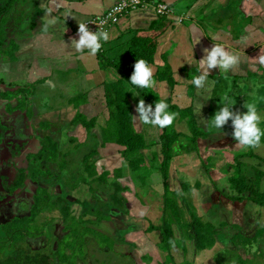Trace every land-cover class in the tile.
Segmentation results:
<instances>
[{
	"label": "crops",
	"instance_id": "1",
	"mask_svg": "<svg viewBox=\"0 0 264 264\" xmlns=\"http://www.w3.org/2000/svg\"><path fill=\"white\" fill-rule=\"evenodd\" d=\"M116 1L16 0L4 23L6 47L0 52V72L5 75L2 84L0 80V94L7 93L10 98L0 96V106L6 112L11 110L8 112L13 113L14 123L21 114L12 110L16 104L26 103V110H20L24 115L30 112L26 118L29 125L37 129L46 125L45 133L34 136L36 142L30 138V142L43 141L49 135L51 140L56 139L53 142L58 145V154L54 161L58 163L76 139L61 142L53 136L59 137L67 130L70 138L82 133L92 140V145L84 146V150L91 148L80 156L76 166L94 149L93 174L97 178L91 173L95 179L87 178L82 184L90 188L80 197L84 198L83 204L72 206L83 213L94 207L95 200V205L102 207L98 212L104 219L97 227L102 225L103 230L98 231L111 237V246L119 248L117 253L122 258L129 259V255L130 261L137 262L136 254L142 249L152 255L148 264H212L219 250L215 251L214 244L206 250L195 248L191 219L216 231L213 237L217 245L231 242L235 248L231 238L241 237L239 231H244L249 219L264 212L247 198L234 200L237 196L228 182L236 160L246 174L252 175V169L262 173L259 188L264 189V138L260 148L245 149L233 138L231 121L222 130L206 123L223 106L225 95L235 101L233 111L245 113L243 105L255 102L264 117V64L259 59L264 56V0H145L166 5L170 14L157 16L149 7L129 11L106 29L109 40L101 41L95 56L88 49L77 52L71 40L79 39V24L101 15ZM14 8H18V14ZM136 39L152 45L147 63L153 69L156 85L144 89L149 103L155 106L157 101H164L169 112L179 114L169 127L161 129L132 120L138 117L136 106L141 98L112 65L125 60L130 43ZM216 44L238 56L239 62L227 73L210 69L204 86L197 88L192 79L200 74L199 61L206 55L205 50ZM22 89L26 92L20 93ZM120 91L130 108L131 129L144 143L138 151L142 163L137 169L133 164V170L127 164L124 148L107 141L105 135L114 106L107 103V95L115 96ZM260 127L264 129V119ZM195 131L199 135H193ZM161 133L177 135L167 161H163ZM79 149L76 147V151ZM221 188L225 193L220 192ZM166 198L174 201L178 213L177 221L169 228L171 238L164 242L159 228ZM232 212L233 216L227 218ZM231 219L240 223L239 231L213 226L215 220ZM260 222L264 231V220ZM123 245L128 249L126 256Z\"/></svg>",
	"mask_w": 264,
	"mask_h": 264
},
{
	"label": "trees",
	"instance_id": "2",
	"mask_svg": "<svg viewBox=\"0 0 264 264\" xmlns=\"http://www.w3.org/2000/svg\"><path fill=\"white\" fill-rule=\"evenodd\" d=\"M15 1L16 0H6L5 2V0H0V52L3 51L1 49V46L3 44L4 23L6 21L7 15L9 14L8 11L11 9ZM151 47L152 45L150 44V41L147 44V41L144 40H138V39L133 40L129 45L125 60L121 64L112 65V66L115 69V71L120 75V78L123 81L127 82L130 86H132L133 89L137 90L136 92L138 96L144 101H146L148 104L152 105L154 110L155 106L152 103H149L147 95L144 93V89L132 85L130 82V77L134 71V64L136 60L144 59L147 62V57L149 56L148 49L149 48L151 49ZM6 94L7 93H4L1 94L0 96L10 98V96H8L9 94L7 95ZM1 99L3 100V98ZM21 100L23 101V99ZM107 103H109L110 105L114 104V106L112 107L113 108L112 112H110L109 114V118H110L108 122L109 129L105 131L106 140L112 142L117 146L123 147L125 150L124 155L126 156L128 166L130 167L131 170H133V164H134V167L137 169L139 167V164L142 163V158L140 157L138 151L144 148V143L142 137L139 134L134 133L131 129L130 108L127 106L126 100L121 94V91L117 93L115 96L107 95ZM19 105L16 104V107L14 109H18V114H21L23 110L19 109L20 107ZM7 108H9V106H7ZM8 111L10 112L11 110L8 109ZM18 119L19 118L17 115V121ZM13 126H15V122L13 123ZM13 126L11 127L14 129ZM22 129H23V124L22 127L18 129L22 137H19L17 135L18 137L16 138V133H14L13 130L12 132H10L11 133L10 143L12 145H15V147L17 146L16 140H21L23 138V135H25V132H23ZM19 132H17V134ZM109 132H110V136L108 135ZM193 135H199V134L195 131ZM103 138H104V133H103ZM176 138L177 135L161 133L160 143L162 144L161 150H162L163 161L169 160L170 146ZM190 140H193V138L191 137ZM46 142L50 143L49 139H45V140L43 139V141H38L37 143L30 144V147L27 149V153L25 154L26 167L18 168L15 171V175L10 184L3 186L1 185V188L4 190L6 194L4 197L0 196V205L7 202V200L10 198V194H12L20 187H22L23 184H26L27 180L30 182L31 181L35 182L37 176H42V174L47 173L46 169L41 170L42 165L40 163L54 162L58 153L56 152L55 145L43 146V144ZM104 143L105 142H103V144ZM24 146L26 147V145ZM95 154H97V152L94 149H92L83 158H81L80 163L78 166H76V168H78V171H81L82 174L85 173L86 175L85 174L82 175V178L78 181V183L73 186L67 185L64 180V178L67 177L68 174H70V170L67 169L69 170L67 171L65 169V162L62 161L64 155H62L60 157L59 163L56 164V166L59 165L60 174L56 177L57 180L55 185L56 189L52 191L53 194H50L49 193L50 191L46 190L47 187L43 188L39 186V188L35 189V190L39 189L38 190L40 193L39 196L33 195L32 203L28 207L30 208L29 213L31 211V208H33V211H31V213L28 215L29 218L26 216H22L21 218H18L15 215L13 218L10 217L6 222L4 221L0 223V264H72L74 254L77 253L76 245H75V243L77 242H75V239L79 237L76 236L77 234L75 233V231L69 233L71 230H68L66 226L68 225L69 221L74 222V220H76L77 224L83 222L90 224L92 223V225H94L95 229L97 230L95 233L98 234V235H94V237L98 238L100 236L104 239L103 243L107 244L108 241V244L110 246L112 245L113 240L111 239V237L104 235L98 231L97 225L100 221L104 219V217L101 213L98 212V209H93L96 206L95 205L96 201L93 200L94 202H92L93 203L92 206L94 207L93 208L90 207V209H88L91 212L84 211L83 213H81L80 216H74L73 210L69 211V209L66 208L67 213L64 212V217L65 216L68 217L69 220L63 218L62 225H58V227L55 226V230H54L55 232L53 236L54 239L52 240L53 246L51 247V249L50 247H48L47 250L44 248V250L41 251L38 250L33 251L30 248V242L32 240L41 239L43 237L41 232H40L41 234H36L35 231L31 232V230H28L26 223L29 224L30 222H32L33 217L35 216L34 214H36L38 210L40 209L42 210L45 208L43 203L47 199L50 200V198H52L55 199L56 201L63 199L66 201V205L83 204L84 200H81V198L78 199L79 197L78 198L75 197L74 199L70 198V194L76 187H80L82 193L84 192V194H86L87 190L90 189L88 186H87L88 188L86 189V187H84L85 185L82 184L83 182H86L87 178H93L92 174H93V167H95V156H96ZM131 155L133 156L130 157ZM89 160L91 162L90 165H88ZM163 167L164 166H162L161 168ZM72 168L73 170H76L75 167ZM231 169H234V173L228 178V182L232 186L235 195L237 196L235 197L234 200H236L237 202H241L245 198H247L252 204L264 209V189L260 190L259 188V181L263 176L262 173L259 172L258 170L252 169L253 170L252 175L248 177L246 172L243 170V166L240 165L236 160L234 161V166H231ZM93 175L95 177V174ZM162 177H165V175L162 174ZM60 178H62L63 181L62 183ZM57 204H60V202ZM23 207H25V203L21 201L19 203L12 205L9 209H5V211L14 213L19 208H23ZM66 207H69L71 209V205H68ZM163 213H164V219L159 230L160 232H162V236L164 237L163 241L166 242V240H168L167 238H171L169 231L171 222L177 221L178 209L175 206L173 200H170L169 198L165 199L163 205ZM83 218H87V219L83 221L82 220ZM191 222L194 224L192 240L195 245V248L200 250H206L212 247L213 245L212 235L214 233L212 231V228L207 224L201 223L195 218L191 219ZM260 227L261 225L259 226V229ZM262 230L260 229V231ZM89 232L90 230H88V234ZM70 235L72 238L70 237ZM82 243L83 242L81 241V246L78 249L79 252L78 254L82 252L81 250L83 246ZM23 245H25L24 249H22L21 247ZM240 262L242 261L237 255L236 260H233V262L230 263L243 264ZM256 262L257 264H264V260L263 262H259V261ZM217 264H221V263L217 262ZM253 264H256L255 261Z\"/></svg>",
	"mask_w": 264,
	"mask_h": 264
},
{
	"label": "rangeland",
	"instance_id": "3",
	"mask_svg": "<svg viewBox=\"0 0 264 264\" xmlns=\"http://www.w3.org/2000/svg\"><path fill=\"white\" fill-rule=\"evenodd\" d=\"M18 1H21V3H23V2L27 3L28 1H30L29 3H31V0H18ZM5 2H6V0H5ZM21 3H19V5ZM29 3H28V5H29ZM11 9H12V7H11ZM8 12L11 13V11H8ZM14 12H16L18 14V8H14ZM9 26H10V22H9ZM4 35H7V33ZM5 38L6 37L3 36V40H5ZM5 47L6 46H4V44H2L1 49L3 50ZM0 80H1V84L5 81V75L2 72H0ZM19 92L24 93L26 91L24 89H22V90H19ZM63 98L64 97L61 96V99H63ZM56 103L60 105L61 101H58ZM0 104H2V103H0ZM7 105L10 108L11 104H7ZM2 106H0V138H1L0 139V196L4 197L6 193L1 188V185L3 186V185L10 184L14 175H15V171L18 168L26 167L25 154L27 153V149L30 147L31 143L36 142L37 139L34 136H36L38 134L43 135L45 133V131H44L45 129H43V128L46 127V125H43L42 127H40V129H37L36 127H32L31 125H29L30 120L27 121L26 118H29L30 112L26 111L25 115L23 112L21 113V115H18L19 120L15 121V126H13V123L11 122V118L13 117V113L9 114V112L8 111L6 112L2 108ZM19 106H20L19 109H21L23 107V110H26V107H27L26 103H23L22 105H19ZM16 110L18 111V109H14V111H16ZM38 123H36V124H38ZM19 124H21V125H19ZM22 124H24L22 131L25 132V135H23V138L21 140H16L17 146L15 147V145H12L10 143V136H11L10 132H12V130H13L14 133H16V138L18 136L22 137L21 133L18 130L19 128L22 127ZM47 124H49V122ZM11 125L14 127V129L11 127ZM17 132H19V133L17 134ZM68 132H69V129H68ZM66 133H67V130H66V132H64V134L60 133L59 137H56V136L55 137L51 136V137L52 138H58V140H60L61 142L63 140H66V139H69V140L70 139L74 140L72 138L76 139L75 143L70 144L69 150L66 151L65 153H63L64 158L62 159V161H64L66 165L68 164V166L65 165V169L67 170V168L69 167L68 169L70 170V174H68V176L65 177L64 180H65L67 185L73 186V185L77 184L78 181L82 178V175L85 174L84 172H83L84 174H82L81 171H78V168H76V165L79 162L80 156L85 154L86 151L91 148L88 146L89 148H85V150H84V146H87L88 144L92 145V140L88 136H86V134L84 135V134L80 133L79 135H73V137L70 138L69 136H66ZM48 137H50V135ZM48 137H44V140L49 139L50 143L46 142L43 144V146H49L52 143V145H55V147L58 148V145L53 142V141H56V139L51 140ZM30 138H32L34 140V142H30V140H31ZM81 139H84V140L82 141ZM80 141L83 143L82 145L78 144V143H81ZM24 145H26V147ZM74 146H75V151L72 150V148ZM76 147H77V149L80 147V149L78 151H76ZM62 152H64V151H62ZM75 152H77V153H75ZM114 157L115 156H113V158ZM57 163H58L57 161H54L52 163L41 162L40 164L42 166L47 165V167H46L47 169L45 168L47 170V173L42 174V176H37L35 182L34 181L30 182L27 180L26 184H23L22 187H20L19 189L14 191L12 194H10V198H9L10 200L8 199L7 202L0 205V223H2L4 221L6 222L10 217L13 218L15 215L18 218H21L22 216L28 217V215L31 213V211H33V208H31V211L29 213L30 208H28L32 203V196L33 195L39 196V194H40L38 191L39 189L35 190L36 188H39V186L43 187V188L47 187L46 190L50 191L49 192L50 194H53L52 191L54 189H56V186H55L56 181H57L56 177L60 174L57 170V166H56ZM98 163H99V161H98ZM72 167H75L76 170H73ZM98 168H99V166H98ZM69 170H67V171H69ZM247 175L250 176L251 173H247ZM60 180L62 183L63 182L62 178H60ZM34 190H35V193H34ZM220 192L225 193L223 188H221ZM83 194H84V192L82 193L81 188L76 187L71 192L70 198L74 199L75 197H77V198L79 197L78 199H80L81 195H83ZM54 198H57V197H54ZM81 200H84V198H81ZM8 201H10V202H8ZM21 201L25 203V207L19 208L14 213H11L9 211L8 212L5 211V209H9L12 205L19 203ZM59 202H60V204H57ZM197 202H198V200H197ZM48 203H49V205H48ZM43 205L45 208L42 210L41 209L38 210L36 212V214H34L35 216L33 217L32 222H30L29 224L26 223L28 230H31V232L35 231L36 234L42 233L43 238L34 239L30 242V248L33 251H36V250L41 251V250H44V248L47 250L48 247H50V249H51V247L53 246L52 240L54 239L53 236H54V232H55L54 231L55 226L58 227V225H62V219L63 218L66 220H69L68 217H66V216H65L66 218L64 217V212L67 213L66 208H68L69 211L73 210L74 216H80L82 213L80 208L75 209V207L73 208L72 204L66 205V201L63 199L56 201L55 199L50 198V200L47 199L43 203ZM68 205H71V209L69 207H66ZM93 209L102 210V207L101 206H95ZM228 210H230V209H227V211ZM3 211H5V212H3ZM85 211L91 212L89 210H85ZM112 211H115V210L112 209ZM258 215H257L258 219L264 220V218H263L264 212L258 213ZM232 216H233V212L228 214L226 217L229 218ZM257 217L256 216L251 217L248 221V225H244L245 229H244V231H241V232L239 231L240 226H241L240 223H238L236 221H232V219L230 220V222L229 221L226 222L224 220H215L213 226H217L219 228H224V227L225 228H233V229L239 231V234H241L242 236L238 237V238L237 237L231 238V239H233V242L236 244V247L234 248L231 246V242H228L227 245L226 244H218L217 245L216 241L212 235L213 244L215 245L214 246L215 251L219 250V252H218L219 254H217L218 257L217 256L215 257L216 260L218 258V261L215 262L213 260L214 263H212V264H217V262H219L221 264H231L230 262H233V260H236L237 255L239 256L240 260L242 261L240 263H243V264H253L254 261L256 264H257L256 261L263 262V260H264L263 259V257H264V239H263L264 231H260L259 226L261 225L262 222H260V220H258ZM85 219H87V218H83L82 220L84 221ZM236 225L238 226V228ZM66 228H68V230H71L69 233H71L72 231H75V233L77 234L76 236L79 237V238L75 239V242H77V243H75L77 253L74 254L72 264H137V262H139L138 264H148V262H149L148 259H150L152 257V255L150 253L140 249V250H138V253L136 254L138 261L137 262L130 261L128 251H126L128 249H127V247H125V245H123L124 248L122 247L123 248L122 253L125 256L128 255L127 258H129V259L122 258L120 256V254L117 253V251L119 250L118 247L110 246L108 244V241H107V244L103 243L104 239L100 236L98 238L94 237V235H98V234L95 233L97 230L95 229V226L92 225V223L90 224V223L83 222V223L77 224L76 220H74V222L69 221ZM102 228L103 227L101 225L98 227V230H103ZM88 230H90L89 234H88ZM214 232H216V231H214ZM234 233H236V231H234ZM220 234H222V231ZM70 237H71V235H70ZM80 238H81V240H80ZM235 239H236V241H235ZM40 241H41V243H40ZM81 241L83 242L82 243L83 246L81 248L82 252L80 254H78L79 253L78 249L81 246ZM230 241H232V240H230ZM42 244L44 247L42 246ZM21 247H22V249H24L25 245H23ZM105 247H107V251H105ZM100 248H103V249H100ZM226 248H227V251H226ZM44 253H46V252H44ZM236 263H239V262H236Z\"/></svg>",
	"mask_w": 264,
	"mask_h": 264
},
{
	"label": "clouds",
	"instance_id": "4",
	"mask_svg": "<svg viewBox=\"0 0 264 264\" xmlns=\"http://www.w3.org/2000/svg\"><path fill=\"white\" fill-rule=\"evenodd\" d=\"M79 39H72L71 45L77 52H83L88 49L92 56H95L101 49V41L109 40L107 31L92 32L88 25L80 23L78 26ZM206 55L199 61L200 74L193 77L192 83L201 88L206 82L210 69H223L228 72L234 68L238 62V56L226 51L219 44L213 45L210 50H205ZM260 63L264 64V56L260 57ZM130 82L142 89L153 88L156 81L153 79V69L144 59L136 60L134 71L130 77ZM226 102V103H225ZM223 106L214 114V116L206 121L207 126L216 130H222L223 127L231 121L233 127V138L238 146H243L245 149L260 148L262 138H264V129L260 127V122L264 117L258 112L257 104L249 102L243 105L247 109L245 113L233 111L232 107L235 101L225 95L222 98ZM169 105L164 101H157L153 110L152 105H146L143 99L139 100L136 106L138 117H132L134 123L150 124L158 126L161 129L169 127L176 120L178 113L169 112ZM170 243H172L170 241Z\"/></svg>",
	"mask_w": 264,
	"mask_h": 264
},
{
	"label": "built area",
	"instance_id": "5",
	"mask_svg": "<svg viewBox=\"0 0 264 264\" xmlns=\"http://www.w3.org/2000/svg\"><path fill=\"white\" fill-rule=\"evenodd\" d=\"M150 8L157 16H167L170 10L166 5L161 3L150 4L145 0H117L105 12L97 17L87 19L84 24L92 32L106 31L110 26L115 25L119 19L127 12L136 9Z\"/></svg>",
	"mask_w": 264,
	"mask_h": 264
}]
</instances>
